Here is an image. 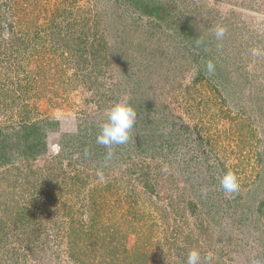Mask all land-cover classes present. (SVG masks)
Masks as SVG:
<instances>
[{"label":"rangeland","instance_id":"rangeland-1","mask_svg":"<svg viewBox=\"0 0 264 264\" xmlns=\"http://www.w3.org/2000/svg\"><path fill=\"white\" fill-rule=\"evenodd\" d=\"M120 101L137 119L109 158ZM193 249L264 264V0H0V264Z\"/></svg>","mask_w":264,"mask_h":264},{"label":"clouds","instance_id":"clouds-1","mask_svg":"<svg viewBox=\"0 0 264 264\" xmlns=\"http://www.w3.org/2000/svg\"><path fill=\"white\" fill-rule=\"evenodd\" d=\"M226 28L217 26L215 36L217 40L225 36ZM206 70L209 74L215 72V65L212 61L206 63ZM137 119V112L133 105L126 101L115 103L108 112L106 122L101 125L100 132L97 135L96 142L108 149L107 156L111 158L114 155L113 146L126 144L130 140V131L134 127ZM220 186L225 194L236 193L239 191L240 184L237 175L231 170L227 171L220 178ZM211 261L209 254L206 257ZM187 264H201V254L199 249H193L187 257Z\"/></svg>","mask_w":264,"mask_h":264},{"label":"trees","instance_id":"trees-1","mask_svg":"<svg viewBox=\"0 0 264 264\" xmlns=\"http://www.w3.org/2000/svg\"><path fill=\"white\" fill-rule=\"evenodd\" d=\"M220 78H221V76H220ZM28 138L29 137H26V139H28ZM34 141H36L37 143L36 142L33 143V141H31V144H30V146L27 149L33 150V149L37 148L38 145H40V140L38 139V136L35 138Z\"/></svg>","mask_w":264,"mask_h":264}]
</instances>
